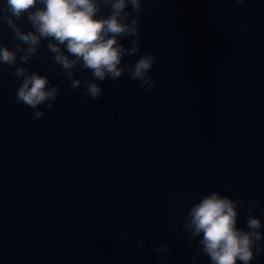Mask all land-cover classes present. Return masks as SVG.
I'll return each instance as SVG.
<instances>
[{"label": "water", "instance_id": "95a60500", "mask_svg": "<svg viewBox=\"0 0 264 264\" xmlns=\"http://www.w3.org/2000/svg\"><path fill=\"white\" fill-rule=\"evenodd\" d=\"M139 31L140 54L156 58L150 93L124 74L81 105L83 88L71 90L47 41L31 63L17 60L60 86L40 121L15 102L19 82L0 64V264H193L183 223L211 191L258 198L264 233V0H144ZM13 43L26 46L0 23V44ZM238 212L244 227L247 205ZM250 264H264V250Z\"/></svg>", "mask_w": 264, "mask_h": 264}, {"label": "clouds", "instance_id": "9594fccd", "mask_svg": "<svg viewBox=\"0 0 264 264\" xmlns=\"http://www.w3.org/2000/svg\"><path fill=\"white\" fill-rule=\"evenodd\" d=\"M246 0H232L241 6ZM144 0H3L0 4V23L12 31L13 49L0 44V64L11 69L14 81L19 82L15 91V102L32 110L31 118L40 121L44 117L43 106L51 111L59 95L60 86L52 85L46 75L29 72L18 66L31 63L42 42L51 54L49 59L60 66L70 82L71 90L83 88L78 104H86L103 95L105 80L118 81L124 74L144 93L154 90L155 80L149 73L156 58L150 53L140 54V20ZM131 7V11L127 9ZM108 9L106 15L102 9ZM134 14V15H133ZM30 31H22L16 21L25 20ZM234 31L244 33L243 27ZM126 40L127 43L122 41ZM259 48L253 46L252 52ZM139 56L132 64H122L126 57ZM74 70L91 73V79H78ZM119 89V84L112 85ZM247 205V219L244 227H238V206ZM259 199L248 201L230 198L219 191L202 195L186 211L183 229L196 241L192 252L195 264L199 255H206L209 264H250L264 250V233L261 219L252 215ZM264 214V210H261ZM129 233L120 232L116 236L123 243ZM140 240L138 246H143ZM156 253L167 254L168 245L157 244ZM156 264H166V255H160Z\"/></svg>", "mask_w": 264, "mask_h": 264}]
</instances>
